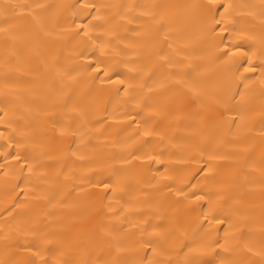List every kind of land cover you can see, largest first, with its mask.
<instances>
[{
	"label": "bare ground",
	"instance_id": "1",
	"mask_svg": "<svg viewBox=\"0 0 264 264\" xmlns=\"http://www.w3.org/2000/svg\"><path fill=\"white\" fill-rule=\"evenodd\" d=\"M202 2L0 0V264H31L29 247L49 264H258L264 77L222 57ZM222 2L241 14L224 44L258 65L264 0ZM93 15L92 40L78 36ZM98 60L124 85L96 79Z\"/></svg>",
	"mask_w": 264,
	"mask_h": 264
},
{
	"label": "snow or ice",
	"instance_id": "2",
	"mask_svg": "<svg viewBox=\"0 0 264 264\" xmlns=\"http://www.w3.org/2000/svg\"><path fill=\"white\" fill-rule=\"evenodd\" d=\"M16 7H22V6H16ZM95 4H85L83 5V9L85 11L96 9ZM194 7L198 10V19L201 22V24L207 29L208 32L212 34H216L217 31L220 35V44L217 45L219 48L221 45L224 47V51L222 52V57L227 58L232 63H236L237 61L233 58L239 57L240 59H244L247 61L248 67L244 68L245 72L248 73H255L257 71L260 72L261 77H264V61H261L258 65L253 64L252 59L249 56L248 50L245 49L243 44H233L232 47H229L227 44H224V41L228 39V35L230 33L229 25H232L231 31L237 33V38H239V31L236 29V25L239 23V18L241 16L240 13L236 11L237 6L232 4L231 2L223 3L222 0H203L202 3L195 5ZM264 7V5H262ZM98 17L93 15L90 17L89 21L87 23H81L77 26V35L87 37L89 40H92V37L90 35L91 31L93 30V27H100L99 25H93L92 21L97 20ZM0 31H4V29H0ZM97 40L100 39V37H96ZM171 47V45H169ZM101 53L103 54V48H101ZM162 59H167L166 55L163 51L157 53ZM260 56H264V45L261 46L260 49ZM90 71L96 73V79H100L101 76L107 78V83L110 84H119L121 86L124 85L125 81L123 79H112L110 76V71H115V66L108 65L103 60H98L95 64H89L87 66ZM244 79H247L244 77ZM104 81H102L103 83ZM125 90L126 89H118ZM194 94H196L195 89H193ZM239 115V113H237ZM242 118V117H241ZM230 123H236V117L233 116ZM3 133H0V136H2ZM144 136H150L151 133L147 130L143 133ZM16 161L20 162V156L17 154L13 157ZM139 159V158H137ZM145 159L147 160H153L154 157L152 156H146ZM211 159V158H210ZM159 163V161H157ZM22 163H27V160L25 159L22 161ZM28 171H32L31 167L29 166ZM189 188L194 189L196 185L192 184L188 186ZM103 188L105 191L110 190V185L108 183L103 184ZM114 191V189H113ZM180 195H183L185 199H195L196 201L204 200L205 197L203 195H197L194 191L191 193V196L186 194L183 189L178 190ZM205 221H208L209 224H211V220H209L208 216H205ZM216 222L217 225L223 224L224 220L220 219L219 217L213 216L211 218ZM146 244L151 245V241H145ZM215 246L217 249H223L224 251H227V249H224V246L219 243V241H215L213 244H206L203 241H197L193 239V241L190 244H186L185 247H187L190 251H196L197 249L200 250V255H206L207 253L204 251L205 248H211ZM29 253H31V264H37V260L40 259L42 261V264H49L48 260H44L41 257V253L36 250L35 248L29 247L26 249ZM248 252L252 253L255 256H260L261 260L258 262V264H264V252H254L252 248H248ZM219 255V253H218ZM148 264H151L149 261ZM169 264H172L171 261H169ZM183 264H215V261L212 259L209 260H199L197 258L193 259H186ZM219 264H240L239 261L232 260L227 261L225 258H221Z\"/></svg>",
	"mask_w": 264,
	"mask_h": 264
}]
</instances>
